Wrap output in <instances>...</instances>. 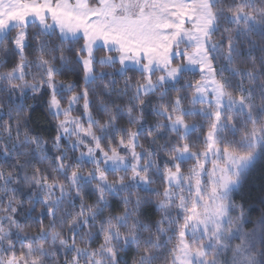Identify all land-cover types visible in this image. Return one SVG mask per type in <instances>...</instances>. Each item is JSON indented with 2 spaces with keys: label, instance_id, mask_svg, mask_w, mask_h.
<instances>
[{
  "label": "snow or ice",
  "instance_id": "snow-or-ice-1",
  "mask_svg": "<svg viewBox=\"0 0 264 264\" xmlns=\"http://www.w3.org/2000/svg\"><path fill=\"white\" fill-rule=\"evenodd\" d=\"M0 264H264V0H0Z\"/></svg>",
  "mask_w": 264,
  "mask_h": 264
}]
</instances>
